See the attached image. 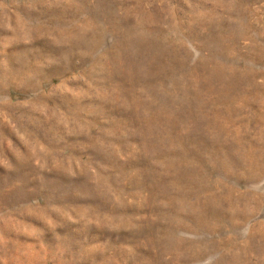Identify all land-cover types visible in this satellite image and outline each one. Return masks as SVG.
<instances>
[{
	"label": "rangeland",
	"instance_id": "374dc122",
	"mask_svg": "<svg viewBox=\"0 0 264 264\" xmlns=\"http://www.w3.org/2000/svg\"><path fill=\"white\" fill-rule=\"evenodd\" d=\"M0 264H264V0H0Z\"/></svg>",
	"mask_w": 264,
	"mask_h": 264
}]
</instances>
